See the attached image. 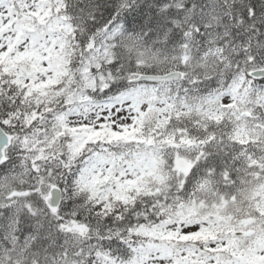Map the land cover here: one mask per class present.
Instances as JSON below:
<instances>
[{
  "label": "snow or ice",
  "instance_id": "snow-or-ice-1",
  "mask_svg": "<svg viewBox=\"0 0 264 264\" xmlns=\"http://www.w3.org/2000/svg\"><path fill=\"white\" fill-rule=\"evenodd\" d=\"M0 264H264V0H0Z\"/></svg>",
  "mask_w": 264,
  "mask_h": 264
}]
</instances>
